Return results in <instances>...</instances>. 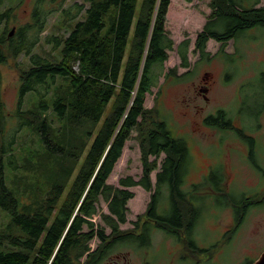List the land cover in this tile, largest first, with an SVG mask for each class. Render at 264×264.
Returning <instances> with one entry per match:
<instances>
[{
  "label": "trees",
  "instance_id": "obj_1",
  "mask_svg": "<svg viewBox=\"0 0 264 264\" xmlns=\"http://www.w3.org/2000/svg\"><path fill=\"white\" fill-rule=\"evenodd\" d=\"M61 1L57 10L63 23L75 24L67 37L49 41L56 52L59 48L51 59L33 52L49 15L40 6L33 12L32 23L19 28L14 38L7 40V31L0 34V65L21 54L30 61V67L19 73V107L29 93L38 97L34 110L18 113L23 120L17 130L5 136L0 129V214L10 217L8 224L0 225V247L7 248L0 250V264H98L124 241L135 242L133 235L121 231L127 223L128 203L135 197L130 191L134 187L151 192L146 218L168 232L184 229L190 239L187 243H193L201 207L193 206L187 196L191 194L193 201L204 199L193 194L201 190V184L194 186L193 193L182 190L188 149L173 138L156 110L145 107L146 96L158 80L156 69L163 68L174 50L166 31L172 0H82L72 9H64L66 0ZM247 1L211 0L212 13L197 36L194 53L207 56L210 41L227 43L248 29L264 28V7L256 8L260 1L255 0L246 8ZM3 4L0 0V8ZM9 13H0V24L7 23ZM189 49V41L178 49L183 67L189 66ZM24 126L31 127L38 139L28 151L23 143L17 145V134ZM134 131L142 177H126L120 187L111 186L108 180ZM156 170L153 185L151 175ZM33 176L44 195L32 214H25L29 199L22 205L20 193L12 188ZM165 192L168 208L162 213ZM101 198L109 213L101 215L105 226L97 227L92 220ZM241 205L236 211L237 230L245 218L239 215ZM107 228L113 235H107ZM95 239L101 245L91 252L90 242Z\"/></svg>",
  "mask_w": 264,
  "mask_h": 264
},
{
  "label": "rangeland",
  "instance_id": "obj_2",
  "mask_svg": "<svg viewBox=\"0 0 264 264\" xmlns=\"http://www.w3.org/2000/svg\"><path fill=\"white\" fill-rule=\"evenodd\" d=\"M60 3L62 4L61 0H43L42 4L40 0H4L0 13L4 11H10V13L7 23L0 24V34L5 31L8 33L15 26L19 29L32 23L33 12L40 6L49 15L46 19L45 30L38 36V43L33 52L51 59V56L57 54L59 48L56 52L54 44L49 41H52V38L67 37L75 24V22L63 23L61 12L57 10L60 8ZM76 3L80 4L82 0H66L64 9H72ZM210 4L211 0H193L192 3H187L185 0L171 1L166 20V31L174 42V50L169 52V59L163 68L156 69L157 83L152 88V93L148 94L145 99L146 109L154 108L158 113L159 120L167 123L173 138L182 140L188 149L186 169L182 178L184 181L183 190L196 189L194 186L201 182V177L207 167L204 152L210 146L207 140L201 139V126L195 125V122L200 121L194 114L201 105V100L194 99L195 92L192 84L196 77L204 71L213 72L218 82V87L215 88L212 95V104L208 110L212 111L213 108L223 110L230 119L238 120L240 117L244 120L246 126L250 128L246 129L247 131L255 129L259 131L260 146L257 150V161L264 168V28L250 29L230 41L225 49L227 55L230 56L229 59H227V55L216 54L219 45L215 41H210L207 51L210 52V56H214L213 59L201 63V67L197 66L193 72L184 73L183 68L180 67L177 47L185 41L190 42V64L193 65L196 61L197 54L194 53V46L198 34L203 31L204 25L212 13ZM260 6H264V0H261ZM71 14L74 12L71 11ZM83 18L84 16L80 20ZM192 54L195 56L194 58ZM29 67V58L24 54H21L17 59L10 58L6 64L0 65V117L3 121V127L0 126V129L5 136L17 130L22 123L23 119L18 116L19 112L34 110L37 105V95L29 93L19 107V73ZM207 113L206 111L205 114ZM46 114L50 115L51 110ZM261 116H263V126L258 128ZM50 119H53L52 115ZM22 130L17 134V145L23 143L29 147L28 151L37 145L38 139L31 133V127L24 126ZM243 142L245 146L249 145L247 140ZM210 152V155L219 158L221 148L220 146L214 147ZM164 157L165 154H162L158 159L159 168ZM141 158L137 132L134 131L108 180V184L120 187V180L126 177L139 180L143 172ZM244 158L248 162L246 155ZM153 160L154 158L150 157V161ZM225 162L227 163L224 171L226 182L227 185L230 184L228 187L229 198L225 195L215 198L214 194L207 193L204 195V199L196 201L189 199L193 206L201 207V218L194 236L202 250L199 255L201 258L199 263L255 264L264 253V203L251 207L243 225L237 232L230 234L227 232L234 228L232 226L233 216L231 209H228L227 206H236L246 198L262 197L264 195V174L253 168H245L241 172H237L227 159ZM24 164L23 162L22 171L27 169ZM230 168L231 172L228 175L227 172ZM158 170L151 175L153 185L156 183ZM229 179L232 183L229 182ZM12 190L20 193L22 205H24L25 199L30 200L26 201L28 210L23 211L25 214H32L35 210L34 207L44 195L43 187L35 176L17 181V187ZM130 191L135 193V197L128 203L127 223L121 225L122 232L134 231V221L140 217L141 223L147 221L145 214L150 203L151 192H147L141 187L130 188ZM167 195L168 193L165 192L163 198L165 203L162 204V208L167 206ZM98 209L99 212L94 217L95 225L104 227L101 215L108 214L109 211L108 204L103 198L100 200ZM169 212L170 209L165 214ZM9 220L8 215L0 214L1 227L8 224ZM106 231L110 232L108 228ZM163 234L161 231H155L152 236V241L157 248L160 247L159 249L165 245ZM169 245L167 243V247ZM97 246L98 243L95 240L91 241V252ZM115 249L114 252L121 253V256H128L130 253V264H144V259L147 257L151 264H168L171 258L166 249L157 253L156 256H147L144 251H137L131 246H119ZM0 250L7 251V248L2 246ZM190 255L199 261V257L195 253ZM84 261L85 258L82 262ZM120 261L122 263V260Z\"/></svg>",
  "mask_w": 264,
  "mask_h": 264
},
{
  "label": "flooded vegetation",
  "instance_id": "obj_3",
  "mask_svg": "<svg viewBox=\"0 0 264 264\" xmlns=\"http://www.w3.org/2000/svg\"><path fill=\"white\" fill-rule=\"evenodd\" d=\"M259 1L260 2L256 6V8L260 9V8H263L264 6H260L261 0ZM254 2L255 0L247 1L244 7L250 8L253 6ZM13 29H15V31L12 34ZM17 31H18V28L16 26L13 27L12 30L7 33L6 39L8 40V39L14 38ZM245 32L246 31H244L243 33ZM233 40L234 39L230 41H233ZM229 42L227 43L216 42L219 45V48L216 54L227 55V52L225 51V49ZM182 44L183 43H181L177 47V55L180 60V67L183 68L184 73L193 72L197 66L198 68L201 67V63H206L210 59L214 58L213 55L210 56V52L207 51V47H206V53H208L207 56H203L202 54L200 55L198 53L196 56V61L194 62L193 65H191L189 62L188 67H183L181 57L178 51L179 47ZM189 55H190V52L188 54V57ZM192 57L194 58L195 56L192 54ZM229 57L230 56L227 55V59H229ZM192 84H193V90L195 92L194 99L201 100V105L199 107L197 105L195 106L196 108L198 107V109H196V113L194 114V116L200 119L199 122H195V125L199 127L201 126V139L207 140L210 148L204 152L205 153L204 157L207 160V167H206L205 173L201 177V182L199 183L201 184V190L194 192V193H193V189H189V190L182 189V190L187 193L188 192L193 193V194L199 193L201 195V198L205 197L204 195L207 193L214 194L215 198L221 197L220 195H225L227 198H229L228 187L230 186V184L227 185L226 176L224 172L227 167V163L225 162L226 159L232 164V167L235 168L237 172H241L245 168H249V169L253 168L264 174V168L257 161L258 160L257 150L259 149V146H260V142L258 138L259 131H256V129L247 131L246 129H250V128L246 126L245 121L242 120L240 117H238V120H234V119H230L228 116L223 117V112H225L223 110H217L216 108H213L212 111L208 110L209 109L208 107L212 104V101H213L212 95L214 91L216 90L215 88L218 87V82L216 78L214 77L213 72L204 71L202 74L196 77V80ZM206 111L208 112L207 114H205ZM201 116H202V119H201ZM189 118L190 120L192 119L191 116ZM262 119H263V116L260 117V125L258 126V128H262L263 126ZM244 140H247L248 141L247 144L249 145L246 144L247 146H245L243 142ZM217 146H220L221 148V155L219 158L210 155L211 153L210 151H212V149ZM244 155H246L248 162L244 160L246 159L244 158ZM230 172H231V168L227 172L228 175H230ZM229 182L232 183L230 179H229ZM182 188H184V185L182 186ZM205 190H208V191L206 192ZM190 196L191 194L187 196V199H190ZM246 199L245 200L248 201L247 204H244L242 206L241 205L242 202L240 203V205L242 206V210L239 215H241V218H243V216L245 217L243 223L245 222L247 215H248V211L251 207L264 203V200H261V196L256 198V201L259 204L255 203V200H254L255 198H246ZM164 203L165 202H162L159 208L162 213L168 208V200H167L166 208H162V204ZM240 205L227 206V208L228 209L230 208L232 212V216H233L232 226L234 227L233 230H237V226L239 223V221L237 222V219H236L237 218L236 211ZM190 215L193 218L196 217L192 213ZM146 219L147 221H143L142 223L141 221L139 222V220L137 219L136 221H134V223L135 224L138 223L139 226L137 227L134 226L133 228L134 231L122 233V234H127L128 236L133 235L134 236L133 238L135 239L134 243L124 241L123 243L119 244L117 247L131 246V247L136 248L137 251H144L147 254V256H156L157 253L166 249L169 255H171V258L168 264H200L199 262H201V258L199 257V255L201 254L202 250H201V247L196 242L195 238H193V243L195 245L193 246V243L191 242L187 243L188 242L187 238L189 239V237L184 229L183 231H179L175 228V229H172L171 232H168V231L158 228L154 220L150 218H146ZM92 221L94 223L96 222L95 219H93ZM243 223L240 225V227L243 225ZM175 224L177 225L179 223L175 222ZM233 230L232 231L229 230V231L233 232ZM155 231L156 232L161 231L164 233L163 238L165 240V245L161 247L162 249H159L160 247L157 248L155 246V243L152 241V236ZM106 233L107 235H111L112 231L111 230L110 232L106 231ZM121 236H124V235H121ZM136 237L138 238V240L136 239ZM113 239L114 237H111L110 240H108V242H110ZM95 242L98 243V246H97L98 248L99 245H101L100 244L101 242L98 239H95ZM167 243L170 244L168 247H167ZM97 248L94 249L92 252L97 250ZM114 251H116V249L109 252V254H106L98 264H122V263L130 264L131 263L129 261V258L131 256L130 253L128 254V256H124V255L121 256V253H115ZM191 253L192 254L195 253V255L199 257V261L195 259L194 256H191L190 255ZM120 260H122V263ZM144 264H151V262H149L148 260V257L144 259Z\"/></svg>",
  "mask_w": 264,
  "mask_h": 264
},
{
  "label": "water",
  "instance_id": "obj_4",
  "mask_svg": "<svg viewBox=\"0 0 264 264\" xmlns=\"http://www.w3.org/2000/svg\"><path fill=\"white\" fill-rule=\"evenodd\" d=\"M15 29H13L12 34L14 33ZM261 200H264V195L261 197ZM255 264H264V253L261 255V257L258 259V261Z\"/></svg>",
  "mask_w": 264,
  "mask_h": 264
}]
</instances>
